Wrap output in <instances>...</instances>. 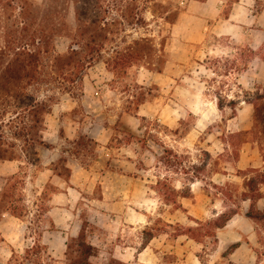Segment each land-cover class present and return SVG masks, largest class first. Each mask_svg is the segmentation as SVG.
Listing matches in <instances>:
<instances>
[{"label":"rangeland","instance_id":"obj_1","mask_svg":"<svg viewBox=\"0 0 264 264\" xmlns=\"http://www.w3.org/2000/svg\"><path fill=\"white\" fill-rule=\"evenodd\" d=\"M164 10L170 11L167 17L173 23L174 3L164 6L159 0H0V81L5 104L0 106V120L6 125L15 116L16 110L8 105L13 87L7 69L18 48L39 57L19 72V93L45 102L46 111L67 91L81 97L84 87L79 75L100 74L99 68L88 70L86 64L55 72L54 57L71 52L59 53L55 46L68 44L78 52L87 45L101 50L114 77L107 83L113 89L108 98L120 110H75L73 117L88 129L113 126V140L105 148L83 139L62 147L90 171L82 191L85 200L75 208L76 216L67 228L76 232L84 227L82 239L93 247L89 264H226L223 256L233 246L241 248L227 255L232 262L264 264V226L249 217L264 213V184L259 186L262 198L252 210L251 203L240 197L250 178L264 174V136L255 116L241 110L254 93L237 82L257 55L264 60V51L255 54L214 36L199 48L174 49L169 24L158 18L165 16ZM95 19L98 24L92 26ZM97 27L104 31L97 32ZM143 39L151 41L147 44L153 50L144 59L114 64L128 49L137 48L135 42L145 45ZM232 100L238 102L235 110L228 106ZM141 108L148 112L144 117L150 123L136 117ZM46 117H39L42 129ZM16 126H4L5 134L13 137ZM165 149L178 155L179 172L162 164ZM165 174L189 196L177 199L182 209L168 204L155 189L158 176ZM23 177L20 173L10 178L16 198L22 196ZM233 212L237 214L218 231L221 248L218 238L217 243L210 239L198 243L176 236L196 226V220L206 222ZM65 254L53 264H65ZM36 258L33 264L49 262L44 248ZM17 260L13 264L21 263Z\"/></svg>","mask_w":264,"mask_h":264},{"label":"crops","instance_id":"obj_2","mask_svg":"<svg viewBox=\"0 0 264 264\" xmlns=\"http://www.w3.org/2000/svg\"><path fill=\"white\" fill-rule=\"evenodd\" d=\"M159 1L164 6L174 3L177 11L175 21L168 23L169 42L174 49L184 51L199 48L208 37L214 36L235 41L241 49L255 54L264 51V0ZM169 13L170 11L163 17L159 15L158 18L165 20ZM150 15L155 17L152 12ZM74 47L61 44L56 45L55 49L59 53H66L74 50ZM94 67L100 69V74L83 77L81 97L76 98L67 91L47 114L41 135L49 147L36 148V165L28 163L25 157L0 162V201H4L0 211V264H11L14 253L23 256L35 244L44 246L49 258L59 259L65 254L68 239L78 236L81 231L67 232V228L70 227L69 224L72 225L73 217L76 216L75 208L85 200L82 198V191L87 183L86 175L90 171L79 163L75 154L62 147L66 143L76 145L79 140L88 138L105 148L112 140L113 126L85 128L81 120L74 119L75 110H120L113 99L108 98L113 94V89L107 83L114 77L107 69V62L101 59L88 70ZM237 82L243 87L247 85V89L254 94L261 93L264 90V60L257 55L250 70L239 74ZM105 88H108L107 91ZM241 110L255 116L252 104L245 103ZM138 115L144 117L148 112L141 108ZM238 118H241V114ZM62 159L69 170L67 180L60 174V169H57ZM20 173L24 175L23 185L20 184L19 188L22 196L16 198L15 187L11 186L10 178ZM40 226L45 228L39 232L36 228ZM64 229L66 230L63 231ZM224 229L225 227L221 230ZM217 238L221 248L219 232ZM240 248L241 246L237 247V250Z\"/></svg>","mask_w":264,"mask_h":264},{"label":"trees","instance_id":"obj_3","mask_svg":"<svg viewBox=\"0 0 264 264\" xmlns=\"http://www.w3.org/2000/svg\"><path fill=\"white\" fill-rule=\"evenodd\" d=\"M168 10H164L163 15H165ZM95 11H93L94 15ZM77 20L81 23L82 20L78 17V12H76ZM96 16V13H95ZM165 22L172 23L169 21V18L166 16ZM98 24V20H92L91 25L95 26ZM82 25V24H81ZM86 25V24H85ZM104 28H95L98 31H104ZM42 33V31H41ZM84 35V34H83ZM6 37V36H5ZM145 45H140V42H135V46L137 48H131L126 51V54L123 55L122 60L119 62L114 60V64L118 65L120 62L123 64L130 63L133 59H144L146 57V52H152L153 50L148 47L147 43H151L150 40L143 39L141 41ZM13 54V58H15V62L13 65L8 63V72L12 74L10 76L9 85L13 88L8 92V105L13 106L16 110L15 116H13L9 122L4 125L3 120H0V162L2 161H12V160H21L23 157L26 158L28 163L36 165L38 162L37 157V147H49L42 139V128L39 126V117L44 114H48L49 111H46L47 106L45 102L38 101L34 96H30L28 94L19 93L20 86L18 85L19 81V72H25V68L31 67V65L38 61L39 57L35 52L26 51L23 49V52L20 48L17 49ZM2 47H0V60L2 58ZM101 50L95 48H91L89 45L81 52L77 50H72L68 55L57 54L53 59V69L57 73H62V71L70 67L71 65L79 66L86 64L87 68L95 65L101 59ZM78 57V58H76ZM23 61H22V60ZM20 62V63H19ZM19 63V65H18ZM28 63V65L26 64ZM107 66L109 63L107 62ZM80 76V77H79ZM79 79L82 81L83 76L79 75ZM34 76H32L33 78ZM75 81H73L74 83ZM0 81V106H4L2 100V86ZM23 90V88L21 89ZM247 104H252L255 108V119L256 125H259V128L262 130V134L264 136V108L262 109L260 103H264V90L260 93H255L250 99L244 101ZM238 105V102L230 101L229 105L232 110H235ZM264 105V104H263ZM220 109L223 110V106L219 105ZM263 110V112H260ZM139 110L136 111V117L138 115ZM142 121L148 122L145 117H140ZM21 120V121H20ZM26 120H30L31 124H27ZM20 121L21 123L18 124ZM150 123V122H148ZM9 125H17V132L13 134V137H8L4 132V126ZM19 127V128H18ZM257 127V126H256ZM90 141L91 143H96L91 139H83ZM113 140V139H112ZM111 140V141H112ZM21 144H18L20 143ZM178 155L174 154L173 150L165 149L162 157V164L167 168H174L177 172H179V162H177ZM65 160L62 159L59 161V166L57 169L62 176L66 178L69 177V170L66 169ZM261 179V180H260ZM263 179V181H262ZM264 184V174H261L260 177L250 178L246 182L247 190L240 194L241 201H249L250 210L254 207L255 202L262 198V194L259 192V186ZM155 189L163 196V199L170 205L175 206L177 209H182V205L179 200L182 198H189V196L184 194L181 190L176 188V185L173 183V179H171L168 174L163 176H158V180L155 185ZM3 202V203H2ZM0 206H4V201H0ZM251 212V211H250ZM17 215H21L15 212ZM237 212H233L231 215L223 214L222 216H218L216 219H212L206 222H201L196 220V226H190L188 228L182 229L176 235L177 237L186 236L189 240H194L198 243H203L206 239L213 240L217 243V233L219 230L223 229L227 223L231 220V218L236 215ZM249 217L254 221L262 224L264 226V213L262 214H249ZM84 227L81 229L79 235L76 238L70 237L67 241V251H66V262L65 264H89V259L93 256L91 251L93 247L90 244H87L82 236L84 234ZM238 246H233L230 251L223 256L224 259L227 260L226 264H235L232 262L227 255H230L237 249ZM45 249L44 246H40L39 244H35L33 248L27 250L23 256H18V254L14 253L11 264L17 262L19 259L21 263L19 264H33L35 259L40 254L42 249ZM36 262L38 264H53L55 262L54 259L49 258V262L44 263L43 261L38 260ZM23 262V263H22Z\"/></svg>","mask_w":264,"mask_h":264},{"label":"built area","instance_id":"obj_4","mask_svg":"<svg viewBox=\"0 0 264 264\" xmlns=\"http://www.w3.org/2000/svg\"><path fill=\"white\" fill-rule=\"evenodd\" d=\"M107 156H109V155L107 154Z\"/></svg>","mask_w":264,"mask_h":264}]
</instances>
